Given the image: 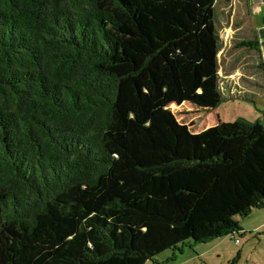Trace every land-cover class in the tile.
Segmentation results:
<instances>
[{"label":"trees","instance_id":"16d2710c","mask_svg":"<svg viewBox=\"0 0 264 264\" xmlns=\"http://www.w3.org/2000/svg\"><path fill=\"white\" fill-rule=\"evenodd\" d=\"M216 3L0 0V264H145L264 209V126L168 109L234 97Z\"/></svg>","mask_w":264,"mask_h":264},{"label":"rangeland","instance_id":"374dc122","mask_svg":"<svg viewBox=\"0 0 264 264\" xmlns=\"http://www.w3.org/2000/svg\"><path fill=\"white\" fill-rule=\"evenodd\" d=\"M215 9L221 38L218 74L224 87H229L226 95L233 94L234 97L229 96L214 109L190 103L180 106L171 104L168 109L192 133H200L219 122L237 119L264 126V87L255 82L261 80L254 75L253 68L246 66L251 53L242 55V48L239 47L241 37L231 38L221 0ZM262 217L264 209L254 210L247 218L236 217L242 229L240 233L205 243L186 242L178 245L177 249L163 251L145 264H264V233L251 231L259 225Z\"/></svg>","mask_w":264,"mask_h":264},{"label":"crops","instance_id":"0c3cea01","mask_svg":"<svg viewBox=\"0 0 264 264\" xmlns=\"http://www.w3.org/2000/svg\"><path fill=\"white\" fill-rule=\"evenodd\" d=\"M219 0H217L218 3ZM225 6L227 29L231 38L241 37L240 41L256 40L257 48H242V55L251 53L246 66L253 68L254 75L261 81H255L264 87V0H221ZM216 3V5H217ZM216 7V6H215ZM235 22V23H234ZM240 33V34H239ZM254 81V79H251ZM255 85V83H253ZM251 231L264 233V217L259 225Z\"/></svg>","mask_w":264,"mask_h":264},{"label":"built area","instance_id":"2783aa9c","mask_svg":"<svg viewBox=\"0 0 264 264\" xmlns=\"http://www.w3.org/2000/svg\"><path fill=\"white\" fill-rule=\"evenodd\" d=\"M236 243H238V240H236Z\"/></svg>","mask_w":264,"mask_h":264}]
</instances>
